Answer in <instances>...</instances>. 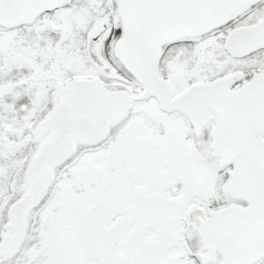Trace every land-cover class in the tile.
<instances>
[{"label": "snow or ice", "instance_id": "obj_1", "mask_svg": "<svg viewBox=\"0 0 264 264\" xmlns=\"http://www.w3.org/2000/svg\"><path fill=\"white\" fill-rule=\"evenodd\" d=\"M0 264H264V0H0Z\"/></svg>", "mask_w": 264, "mask_h": 264}]
</instances>
